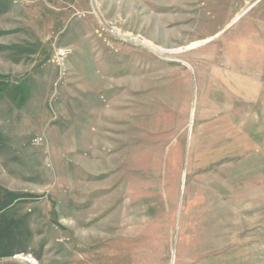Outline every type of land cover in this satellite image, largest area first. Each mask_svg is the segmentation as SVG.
<instances>
[{"label": "rangeland", "instance_id": "obj_1", "mask_svg": "<svg viewBox=\"0 0 264 264\" xmlns=\"http://www.w3.org/2000/svg\"><path fill=\"white\" fill-rule=\"evenodd\" d=\"M0 196V264H264V0H0Z\"/></svg>", "mask_w": 264, "mask_h": 264}, {"label": "trees", "instance_id": "obj_2", "mask_svg": "<svg viewBox=\"0 0 264 264\" xmlns=\"http://www.w3.org/2000/svg\"><path fill=\"white\" fill-rule=\"evenodd\" d=\"M6 200L4 196H0V258L24 250L23 229L17 220L11 219L5 212Z\"/></svg>", "mask_w": 264, "mask_h": 264}, {"label": "built area", "instance_id": "obj_3", "mask_svg": "<svg viewBox=\"0 0 264 264\" xmlns=\"http://www.w3.org/2000/svg\"><path fill=\"white\" fill-rule=\"evenodd\" d=\"M66 52H67V51H65V50H61V51H60V54H61V55H65Z\"/></svg>", "mask_w": 264, "mask_h": 264}]
</instances>
